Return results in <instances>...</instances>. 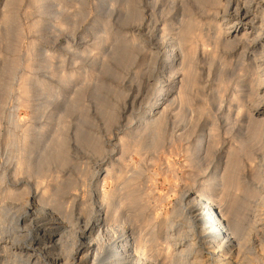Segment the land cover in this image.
I'll return each instance as SVG.
<instances>
[{
    "label": "rangeland",
    "instance_id": "rangeland-1",
    "mask_svg": "<svg viewBox=\"0 0 264 264\" xmlns=\"http://www.w3.org/2000/svg\"><path fill=\"white\" fill-rule=\"evenodd\" d=\"M199 1L0 0V191L57 186L64 231H76L79 209L53 179H78L72 193L85 196L119 156L120 180L134 177L119 217L148 240L144 264H176L188 239L200 256L185 264H264V194L253 188L264 187L263 84L253 65L261 61L244 48L255 33L245 38L236 26L234 35L230 20L216 19L226 0ZM196 194L220 204L233 247L207 242L202 224L188 221ZM3 197L1 206L17 201ZM165 228L179 232L175 252Z\"/></svg>",
    "mask_w": 264,
    "mask_h": 264
},
{
    "label": "bare ground",
    "instance_id": "bare-ground-1",
    "mask_svg": "<svg viewBox=\"0 0 264 264\" xmlns=\"http://www.w3.org/2000/svg\"><path fill=\"white\" fill-rule=\"evenodd\" d=\"M196 1L198 2L199 0H196ZM193 2H195V1H193ZM197 2L195 4H197ZM200 2H202V1H199V3ZM190 14H191V12H190ZM218 14H219V12L216 10L214 12V16L216 17V19H218V20L223 19V20H230L231 21L230 26H228L227 28H232L231 30H232V33L234 35H235L234 27L236 28V26H239L240 27L239 29H243L242 36H244L245 38H248L247 37L248 32H251V33L254 32L255 33L251 37V39L247 41V43L245 44L246 46H244V48L253 55L254 60L257 59V60H259L258 62L261 61L258 64L253 63V65L256 67V74L257 75L255 77H256V79H259V77H260V81H258L260 83L258 85L263 84L262 85L263 87L261 88L262 91H261V95H260V101L258 102L260 104L261 101H264V72H262L264 70V0H226L225 8L222 10V12H220V15H218ZM188 20H190V19H188ZM188 25H189V23H188ZM191 28H194V27H190L188 29H191ZM155 29H157V28H155ZM182 34H183V32L180 33V35H182ZM185 34H187V33L185 32ZM176 35H178V34H176ZM193 37H195V36H193ZM186 38H188V37H186ZM180 41H181V39H180ZM182 44H183V41H182ZM168 45L170 46V44H168ZM171 45L173 46V44H171ZM179 50H181V49H179ZM182 51H180L181 55H182ZM150 52H152V51H150ZM150 52H149V54H150ZM169 52H171V51H169ZM176 52H177L176 54L178 55V51H176ZM184 54H185V52H184ZM190 54H192V52ZM183 55H182V57H183ZM193 55H194V53H193ZM165 56L166 55H163V57H165ZM184 59H185V56H184ZM181 60L183 61L182 58H181ZM179 61H180V59H179ZM184 61H188V59L184 60ZM175 65H176V63H175ZM177 66H175V67H177V68L180 67L179 65H177ZM182 66H183V64H182ZM179 70H180V68H179ZM180 77L179 78L176 77V78L180 79ZM184 79H185V77H184ZM180 80H182V78ZM176 81H178V80H176ZM180 82H181V84H183L182 83L183 81H180ZM185 82L186 81H184V83ZM180 85H178L177 90L180 87ZM164 88H166V87H164ZM180 88H183V87L181 86ZM179 90H178V93L180 92ZM255 90H257V89H255ZM258 94H260V93H258ZM150 111L146 112V113L145 112L142 113V116L144 117L146 115H149L151 113ZM153 113H154V111H153ZM157 117L159 118V115ZM148 118L149 117H145V120H143V123H142V125H143L142 127H147L149 125L148 121H151V120L146 121V119H148ZM247 118H250V117H247ZM155 120H154V122H155ZM251 120H253V119L251 118ZM151 128H155V126L154 127L151 126L150 129ZM151 132H153V129ZM147 133H148V131H147ZM205 137H207L206 134L203 135L202 139H204ZM262 137H264V130L262 132ZM205 143L204 142L202 144L198 143L196 146L197 147H200V146L203 147ZM228 149H230V148L228 147ZM114 150H111V151H114ZM228 151H230V150H228ZM228 154H230V153L228 152ZM107 159H108V164L102 170V173H104V174L102 175V179H101L102 183L100 184V187H98V186L96 187V186H93L91 184H89V185L87 184L88 185V193L85 196L81 195V197H80V196H78V194L72 193V190H75L78 188V185H79L78 179L72 180L71 182L68 181V183L67 182L65 183V181L68 180V178L65 176H64V178H61L58 180V178H57L58 175H57L55 177V179H53L54 181H59V184H57L58 186L64 185V187H66L64 194L67 195V198L71 196L70 200L72 203H70V204H75V205H73V207L75 206V208L77 205L76 209H79V214L76 217L77 223H75V225L78 224V228H76L77 229L76 231H75V229H73L71 232L67 231L68 233H66L64 231V227H65V225H64L65 219L64 218L66 217V215H65V212L63 211V208L66 205L65 206L63 205V207H62V204H64V202H61V201L59 202L57 200L58 197L53 192V189H54L53 186L54 187H57V186L52 185V184H50V185L47 184L46 185L47 190L40 191V188H39L40 185H39V182H37V183H32L33 184L32 188L29 187V185H28L27 189L23 188V190H20V191H16V190L14 191V189L12 190V189H10V187L6 188V189L4 188L5 190L1 189L2 191H0V199L2 196H4L3 198H5L8 195L10 197H13L17 201H15V204L13 203L14 205H11L8 207H5V204H3L4 206L0 205V207H1L0 208V264H144L142 262V260H144V258H145L144 256H146V254H148V252L145 254L146 250L149 248V247L146 248L147 247L146 243L148 240L146 238H144V234L141 233L139 228H138V230H137V228L136 229H133L130 227L126 228L124 226V223H122L120 221L121 218L119 217V209L122 206L124 199L126 198V197H124L126 186L129 185L130 182H132L134 177H133V175H129V176L126 175L127 177L123 176L125 178L122 177L123 179L120 180L121 172L119 171L120 169H118V165L120 164L119 159H121V158L119 156H117V157L111 156L110 158H107ZM64 161H66V160H64ZM66 162H69V161H66ZM261 162L259 164H261ZM60 164L63 165L62 163H60ZM221 166H222V164H221ZM51 169H52V167H51ZM225 170H226L225 167H223L221 175L223 174V172H225ZM92 173L90 174L91 179H93L92 182L96 181V183H97V180H99L98 174H101V173H99V172L98 173L95 172L93 174ZM86 179H88V178L86 177ZM18 180H15L13 178V180H11L12 182L10 180H9V182L7 181L8 183H6V187H8L7 185H10V186L16 185ZM260 180H261V182L264 183V169L261 170L259 181ZM219 181H221V180L219 179ZM108 182H110L111 187H110L109 191L106 192L105 187H106V184ZM135 182H136V180L134 181V183ZM83 183H85V181H83ZM30 184H31V182H30ZM25 186H27V185H25ZM25 186H23V187H25ZM18 188L15 187V189H18ZM253 188L256 189V192L259 196H260V194H264V187L259 186V185H255ZM19 192H23L24 198H23V200H21L18 203V201L20 199V198L19 199L17 198L19 196ZM189 193H191V192H189ZM251 194H253V193H251ZM188 196H190V194L187 195V199H188ZM193 196H191L189 199L191 204L190 205L188 204L189 206L187 209L185 208L188 212V214L186 213L188 215V216H186V217H188V221H190L191 223L199 222L202 224L203 227L201 230L204 233L202 235V238L203 239L207 238V242L208 241L212 242L214 240L215 241L214 243H216V244H213V245H215L216 247H219L222 245L227 246V247L232 246V244L235 240L230 236L227 223H225L224 222L225 220L223 221V219L221 217L222 209L220 207V204L215 206V205L211 204L209 201L204 200L200 194H196L194 197ZM218 198H220V197H218ZM7 199L8 198H6V200ZM95 200H96V202H95ZM189 200H187V201H189ZM0 203L2 204L3 202H0ZM91 203H95V207ZM7 204H6V206H7ZM253 206H255V205H253ZM250 209H252V207L249 208V211H250ZM76 211L78 212V210H76ZM207 214H211V216H213L214 218L212 217L213 219L211 218L210 220H207L206 219ZM73 222H75V221L73 220ZM68 223H70V222H68ZM173 226H174V224H173ZM63 232L66 233L65 237L63 236V235H65V234H63ZM163 232H164V236H163L164 239L173 243L172 245H174V247H173L172 251L174 250V252H175V250L178 249L175 247H176V245H178V241H180V238H181L178 236L179 232H177V234H174L173 232H170V231L168 232V228H165ZM141 234H143V235H141ZM208 238H210V239H208ZM192 241L193 240L188 239L187 243H185L184 245H181L182 248L181 249L179 248L181 253L180 254L178 253V254L181 255L182 258L179 256L180 257L179 262H176V264H183L182 261L185 264L186 260H188L186 258H188V257L190 258V254H192L195 263L197 261H199L196 258L198 256H200V254H197L196 251L193 250L194 245H193ZM217 243H218V245H217ZM210 245H212V244H210ZM163 248H164V246H163ZM169 248H170V246H169ZM204 249H205V247H204ZM212 249H213V247H212ZM147 259H148V257H147ZM150 264H151V262H150ZM156 264H158V263H156Z\"/></svg>",
    "mask_w": 264,
    "mask_h": 264
}]
</instances>
